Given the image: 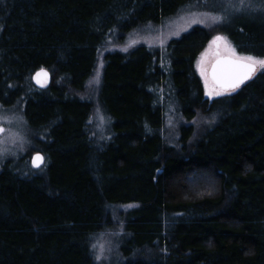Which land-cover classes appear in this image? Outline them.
Listing matches in <instances>:
<instances>
[{
  "label": "trees",
  "instance_id": "obj_1",
  "mask_svg": "<svg viewBox=\"0 0 264 264\" xmlns=\"http://www.w3.org/2000/svg\"><path fill=\"white\" fill-rule=\"evenodd\" d=\"M202 1L0 0V104L45 155L0 162V264H100L91 242L115 227L116 264H264V70L210 99L195 67L216 34L264 57V0H212L224 19L163 53L117 47Z\"/></svg>",
  "mask_w": 264,
  "mask_h": 264
},
{
  "label": "rangeland",
  "instance_id": "obj_2",
  "mask_svg": "<svg viewBox=\"0 0 264 264\" xmlns=\"http://www.w3.org/2000/svg\"><path fill=\"white\" fill-rule=\"evenodd\" d=\"M223 2L225 3L223 4V8L232 7V3L229 0ZM221 5L222 4L219 2L212 0L202 1L199 4H189L174 16L160 24H148L128 33L123 40L119 41L117 47L122 51H128L139 45L146 44L149 49L161 50L163 53L168 40L188 31L192 25L204 24L211 26L216 23L214 22V17H218L216 12ZM216 36L226 37L223 34L214 35L198 54L195 62L196 71L202 82L204 95L210 99L215 96H209L207 94L208 88L205 86V76L201 75V68L204 69L205 75L209 81V87H211L212 80L209 77L208 70L215 58L214 53L216 54V51H219L222 55H229L224 41L213 43V38ZM227 44L232 46L228 38ZM21 108V105L7 107L0 104V126L3 127V131L0 133V162L15 155H25L27 159L30 160L32 153L39 150L27 139L24 130L26 124L23 119ZM166 108L167 111H169L166 120V128L168 131H172L177 125L178 119L173 113L174 106L171 102H167ZM99 116L100 115L97 114V118H99ZM99 119L101 120V118ZM121 236L120 228L115 227L108 232H103L94 237L91 242V250L95 261L100 264H116V262H120L122 259Z\"/></svg>",
  "mask_w": 264,
  "mask_h": 264
},
{
  "label": "snow or ice",
  "instance_id": "obj_3",
  "mask_svg": "<svg viewBox=\"0 0 264 264\" xmlns=\"http://www.w3.org/2000/svg\"><path fill=\"white\" fill-rule=\"evenodd\" d=\"M240 6H245V0H240ZM236 10H239V8ZM223 19L224 17L222 16L214 17V22H220ZM220 41L225 42L226 50L229 55L224 60H218L217 64L213 67L211 87H209V81L205 75L204 69L201 68V75L205 76V86L208 88L207 94L209 96H220L227 92L234 91L245 81L251 79L258 70H264V57L239 55L236 53L234 47L227 44L226 37L216 36L213 38V43H218ZM217 54H219V52ZM41 72H43V70H41ZM40 74L41 73L38 72L36 77H34L37 79L38 83H40ZM0 131H3V129H0ZM37 161L43 162V157L39 154L33 158L35 167L40 166L39 163H36Z\"/></svg>",
  "mask_w": 264,
  "mask_h": 264
},
{
  "label": "water",
  "instance_id": "obj_4",
  "mask_svg": "<svg viewBox=\"0 0 264 264\" xmlns=\"http://www.w3.org/2000/svg\"><path fill=\"white\" fill-rule=\"evenodd\" d=\"M219 51H216V57H215V59L212 61V63H211V66H210V68H209V70H208V74H209V77H210V79L212 78V70H213V67L217 64V61L218 60H224L228 55H222V54H220V52H219V54H217ZM41 70H43V72H41ZM41 73L40 74V76H39V80H40V83H38L37 82V79H35L34 77H36V74L37 73ZM45 73H46V75H45ZM212 80V79H211ZM32 81H33V83H34V85L35 86H37V87H39V88H42V89H45V88H47L50 84H51V81H52V75H51V72H50V70H48L47 68H45V67H42V68H39V69H37L34 73H33V75H32ZM248 81V80H247ZM246 82V81H245ZM244 82V83H245ZM243 83V84H244ZM242 85V84H241ZM240 85V86H241ZM0 129H3V127H1L0 126ZM0 133H1V131H0ZM37 154H39L41 157H43V162H40V161H37L36 163H39L40 164V166L41 165H43V163L45 162V155H44V153L42 152V151H35V152H33L32 153V155H31V157H30V164H31V166L33 167V168H39V167H35L34 166V163H33V158L34 157H36L37 156Z\"/></svg>",
  "mask_w": 264,
  "mask_h": 264
}]
</instances>
